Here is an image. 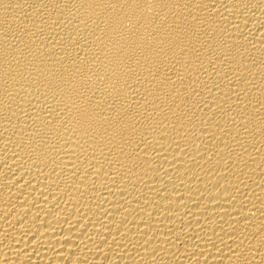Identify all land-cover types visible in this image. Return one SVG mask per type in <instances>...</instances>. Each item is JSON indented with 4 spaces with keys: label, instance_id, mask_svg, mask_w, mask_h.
<instances>
[{
    "label": "bare ground",
    "instance_id": "1",
    "mask_svg": "<svg viewBox=\"0 0 264 264\" xmlns=\"http://www.w3.org/2000/svg\"><path fill=\"white\" fill-rule=\"evenodd\" d=\"M0 264H264V0H0Z\"/></svg>",
    "mask_w": 264,
    "mask_h": 264
}]
</instances>
